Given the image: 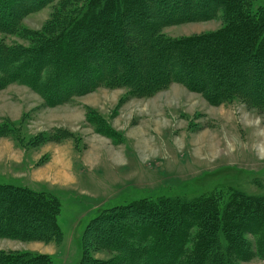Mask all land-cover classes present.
<instances>
[{
    "label": "trees",
    "instance_id": "trees-1",
    "mask_svg": "<svg viewBox=\"0 0 264 264\" xmlns=\"http://www.w3.org/2000/svg\"><path fill=\"white\" fill-rule=\"evenodd\" d=\"M38 1L42 0H0L1 29L14 32L20 16L14 14ZM204 2L212 8L207 10ZM252 3L57 0L42 32L24 31L28 48H1L0 88L26 83L43 96L48 107L72 97L69 93L73 90L88 93L103 84L125 88L135 98L178 82L208 100L247 97L240 88L263 100L264 3L256 8ZM193 13H214L223 26L196 37L171 38L162 33L163 21L191 19ZM0 129L7 130L6 135L14 130L12 124H0ZM50 139L47 134L43 140ZM60 208L59 199L48 192L0 184V236L45 242L55 239L61 233L57 224ZM109 211L92 218L86 229L91 227L96 234V227L105 225L96 237L112 241L109 247L118 258L111 264H246L254 257L264 260V196L236 191L226 198L218 194L193 199L166 197L135 201ZM0 264L50 263L46 255L0 251ZM77 264L110 263L90 259L82 250Z\"/></svg>",
    "mask_w": 264,
    "mask_h": 264
},
{
    "label": "rangeland",
    "instance_id": "rangeland-1",
    "mask_svg": "<svg viewBox=\"0 0 264 264\" xmlns=\"http://www.w3.org/2000/svg\"><path fill=\"white\" fill-rule=\"evenodd\" d=\"M42 1L14 14H20L14 32L1 29L0 23V50L26 49L30 45L24 31L42 32L57 0ZM252 1L253 8L264 3ZM163 24L162 33L171 38L196 37L223 26L214 13ZM82 91L73 90L72 97L48 107L26 83L0 88V124L14 128L7 135L0 129V184L48 192L61 204V233L55 239L0 236V251L46 255L50 264H77L83 250L90 259L116 263L110 238L96 237L105 225L99 224L96 234L86 229L92 218L112 208L166 197L226 198L236 191L264 196V99L253 98L252 91L240 88L251 97L223 101L208 100L178 82L140 98L104 84ZM47 134L49 142L43 140ZM56 150L68 151L72 161L79 158V190L34 179V170L45 166ZM246 264L264 260L254 257Z\"/></svg>",
    "mask_w": 264,
    "mask_h": 264
},
{
    "label": "crops",
    "instance_id": "crops-1",
    "mask_svg": "<svg viewBox=\"0 0 264 264\" xmlns=\"http://www.w3.org/2000/svg\"><path fill=\"white\" fill-rule=\"evenodd\" d=\"M78 159L72 161V155L68 151L56 150V152L52 153L50 161L45 166H42L39 170H34V179L38 182L46 179L54 185L59 184L61 187L79 190L77 178L81 170L75 166V162H78ZM89 167L91 169L94 164ZM81 169L84 170V168Z\"/></svg>",
    "mask_w": 264,
    "mask_h": 264
}]
</instances>
